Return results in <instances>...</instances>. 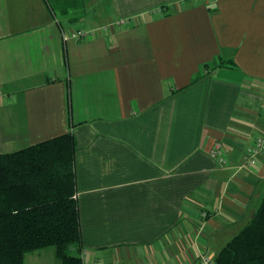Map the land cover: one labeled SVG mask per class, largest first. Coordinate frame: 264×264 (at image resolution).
I'll return each instance as SVG.
<instances>
[{"label": "crops", "instance_id": "crops-1", "mask_svg": "<svg viewBox=\"0 0 264 264\" xmlns=\"http://www.w3.org/2000/svg\"><path fill=\"white\" fill-rule=\"evenodd\" d=\"M263 119L264 0H0V153L73 136L95 264L215 258L264 196V154L239 166Z\"/></svg>", "mask_w": 264, "mask_h": 264}, {"label": "trees", "instance_id": "trees-1", "mask_svg": "<svg viewBox=\"0 0 264 264\" xmlns=\"http://www.w3.org/2000/svg\"><path fill=\"white\" fill-rule=\"evenodd\" d=\"M74 150L66 133L0 153V264H24L27 252L49 246L61 264H81ZM214 264H264V196Z\"/></svg>", "mask_w": 264, "mask_h": 264}, {"label": "built area", "instance_id": "built-area-1", "mask_svg": "<svg viewBox=\"0 0 264 264\" xmlns=\"http://www.w3.org/2000/svg\"><path fill=\"white\" fill-rule=\"evenodd\" d=\"M128 23L125 19H120L115 22L116 26L126 25ZM104 30H108L109 26H104ZM92 32H87L81 29L73 30L68 32L66 36L75 37L78 39H83L92 36ZM264 154V119L262 121L260 131L255 135L253 142L247 147L244 153V158L240 167H251L256 165L259 159ZM210 155L215 159V161L221 166L228 165V159L223 153L222 145L220 142H216L215 145L210 150ZM202 215L205 217L207 215L206 211L202 212ZM78 257L80 258L81 264H95L92 261L88 250L84 247H81L78 251ZM194 264H214V257L209 255L206 251H201L198 254V257Z\"/></svg>", "mask_w": 264, "mask_h": 264}]
</instances>
